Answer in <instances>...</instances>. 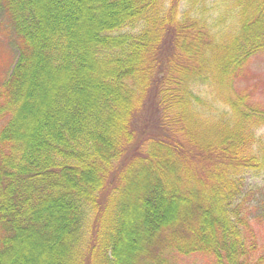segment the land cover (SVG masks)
Wrapping results in <instances>:
<instances>
[{"label":"trees","instance_id":"obj_1","mask_svg":"<svg viewBox=\"0 0 264 264\" xmlns=\"http://www.w3.org/2000/svg\"><path fill=\"white\" fill-rule=\"evenodd\" d=\"M215 1L0 0V264H264V0Z\"/></svg>","mask_w":264,"mask_h":264},{"label":"rangeland","instance_id":"obj_2","mask_svg":"<svg viewBox=\"0 0 264 264\" xmlns=\"http://www.w3.org/2000/svg\"><path fill=\"white\" fill-rule=\"evenodd\" d=\"M220 1L215 0H207L206 7L211 8L208 10V17L214 18L217 14H225L226 8L218 7L220 5ZM221 16V15H220ZM228 19L226 22H229ZM6 49L9 51V44L7 40H3L0 36V50ZM1 52V51H0ZM2 57V56H0ZM12 57H14V52L12 53ZM248 83H250L253 88L258 91L261 95V98L264 99V52L255 54L249 63V77ZM260 134H264V130H258ZM248 185L252 188L254 195L250 201V212L252 213V220L260 219L261 225L264 226V180L261 178H248ZM0 233H2L0 229ZM208 258L197 255H190L183 259V264H209L207 261Z\"/></svg>","mask_w":264,"mask_h":264}]
</instances>
